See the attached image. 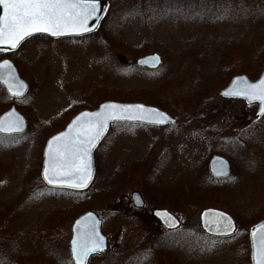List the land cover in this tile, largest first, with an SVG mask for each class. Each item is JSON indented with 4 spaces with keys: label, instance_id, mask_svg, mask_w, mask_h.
Returning <instances> with one entry per match:
<instances>
[{
    "label": "rangeland",
    "instance_id": "obj_1",
    "mask_svg": "<svg viewBox=\"0 0 264 264\" xmlns=\"http://www.w3.org/2000/svg\"><path fill=\"white\" fill-rule=\"evenodd\" d=\"M152 52L159 68L135 65ZM10 57L30 89L14 100L0 86V113L15 103L28 119L24 133L0 135V264H72L70 223L85 202L108 240L87 264H250L249 228L264 219V116L219 91L244 70L255 79L262 66L264 0H109L94 34L37 37ZM130 89L143 97L124 100ZM110 99L161 105L175 122L112 124L94 152L92 186L48 188L40 178L47 137ZM213 154L230 162L222 180L208 172ZM132 191L143 209L131 204ZM157 207L181 226L167 232L151 216ZM209 207L234 218L232 236L204 234L199 213Z\"/></svg>",
    "mask_w": 264,
    "mask_h": 264
},
{
    "label": "water",
    "instance_id": "obj_2",
    "mask_svg": "<svg viewBox=\"0 0 264 264\" xmlns=\"http://www.w3.org/2000/svg\"><path fill=\"white\" fill-rule=\"evenodd\" d=\"M108 0H99L100 4V11L93 16L91 19L88 20L87 26L90 28V31L87 32H74V31H65L63 34L59 36H54L51 34V32H33L31 35L25 37L20 43L17 45L16 48H11L10 46L6 44H0V49L7 48V51H4L8 54L16 52L22 44H24L27 40H29L32 37L35 36H46L51 39H65V38H72V37H83L86 35H90L95 33L99 27L101 22L104 19L105 11L107 7ZM0 15H3V7L0 6ZM158 57L159 59H155ZM4 60L9 61V65L6 67H0V85L4 88L5 92L13 98H22L26 95L29 84L26 80H24L18 72V69L15 65V63L9 58L4 57L0 60V64L3 63ZM162 63V57L157 52H152L146 55H143L141 57H138L135 59V65L137 67H143L147 69H157ZM264 79V69L256 78L255 80H251L246 74H239L233 76L228 84L220 90V94L223 97L227 98H239L244 99L245 101L249 103H257V109H256V115L257 116H263L261 114V107H264V103H262L260 100L257 99H251L250 96L246 95H235V94H225V93H243L250 91V87L252 85H258L259 82ZM22 85V87H20ZM11 87V91L9 90ZM21 91V95H15L14 93L17 90ZM115 105L116 108L111 107H105V106H112ZM127 105H143L144 110L137 111L136 109H130L127 111L122 110L121 106H127ZM152 110V111H150ZM107 112V113H114L116 116H123L125 118L122 119H109L107 128L101 135L100 139L97 141L95 147L91 148L90 156H91V179L88 181L87 186L83 188H73L69 184H49L47 180L44 179V169L49 166V144L50 142H53V137L60 136L61 133H69V126L73 124L74 121H76L77 117H81L82 113H97V112ZM163 113L167 120L164 123H156L155 120L160 119L159 116H157L155 113ZM129 116H137V117H144L143 119H128ZM87 117H81V123L86 124ZM115 122H129V123H140L144 125H151V126H165L168 124H172L175 122L174 118H172L166 111L153 106L144 104L141 102H120L115 100H104L100 102L96 108L94 109H83L80 110L78 113H76L69 122L65 125V127L51 135L45 142L44 148H43V154H42V166L40 171V177L43 180V182L51 187H57V188H65V189H72V190H85L87 189L91 183L93 182L94 176H95V164H94V158L93 154L97 146L100 144V142L103 140L105 135L107 134L109 127L112 123ZM11 129V130H9ZM19 129V130H16ZM27 129V120L23 114L19 112V110L16 108L14 104H12L7 110L2 112L0 114V134L2 135H10V134H20L25 132ZM71 138L75 139L77 136V129L73 128V130L70 133ZM56 144L53 142V148H55ZM208 171L214 178H225L230 174V164L229 161L220 155H212L211 158L208 161ZM131 201L134 206L137 208H141L144 205V201L140 195L139 192L133 191L131 193ZM89 213H91V216H89ZM159 213V214H158ZM223 214V215H222ZM152 215L158 219V221L161 223L163 227H165L168 230L176 229L180 226V221L177 219V217L168 211L166 208H157L154 209L152 212ZM230 222L234 225L235 231H236V222L234 218L226 211L219 209V208H204L199 213V224L202 231L209 235L214 237H228L232 236L235 231L226 230V225ZM100 219L93 211H86L79 216H77L71 223L70 226V232L71 236L69 239V251H70V257L73 261V264H76L75 256L73 254L72 248H73V241L77 240L80 241V238L83 234L89 233L95 229L99 233L100 236L103 237V251L95 252V253H101L104 252L107 249V239L106 236L101 233L100 230ZM264 224V219L256 222L249 228L248 237H249V246H250V262L251 264H256L255 260V245L258 242L259 238V226ZM253 229H257V239L254 240L252 236ZM93 254L90 253L84 261V264H86L87 259L89 256Z\"/></svg>",
    "mask_w": 264,
    "mask_h": 264
},
{
    "label": "snow or ice",
    "instance_id": "obj_3",
    "mask_svg": "<svg viewBox=\"0 0 264 264\" xmlns=\"http://www.w3.org/2000/svg\"><path fill=\"white\" fill-rule=\"evenodd\" d=\"M0 6L3 7V15H0V44H6L11 48H16L20 41L33 32H51L52 35L59 36L65 31H90L87 22L100 11L99 0H0ZM0 51H7V48ZM8 65L9 61L4 60L0 67ZM9 90L11 91V87ZM14 94L21 95V91L18 89ZM225 94L246 95L264 103V79L258 85H252L248 92ZM105 107L116 108L115 105ZM121 108L124 111L133 108L141 112L144 110L143 105H127ZM260 111L264 115V107H261ZM155 114L160 119L154 122H166L167 117L163 113ZM81 117L88 118L86 124L81 123ZM81 117H77L69 126V133H61L60 136L53 137L55 148L53 142L49 144V166L43 173L44 179L49 184H69L73 188L86 187L92 174L91 148L95 147L106 130L109 119L125 118L103 111L82 113ZM127 118L143 119L144 117ZM73 128L77 129L75 139L70 136ZM227 219L229 223L226 225V230L235 231L230 218ZM259 229L254 256L256 264H264V224L260 225ZM252 236L254 240L257 239V229H253ZM72 243L76 264H84L85 258L90 253L103 251V237L94 228L91 232L83 234L79 242L74 240Z\"/></svg>",
    "mask_w": 264,
    "mask_h": 264
},
{
    "label": "trees",
    "instance_id": "obj_4",
    "mask_svg": "<svg viewBox=\"0 0 264 264\" xmlns=\"http://www.w3.org/2000/svg\"><path fill=\"white\" fill-rule=\"evenodd\" d=\"M34 39V38H33ZM2 54H4L3 52H1ZM263 67H264V61H263V63H262V66L258 69V72H257V75H256V77L259 75V73L261 72V70L263 69ZM242 72H244L245 74H247L250 78H253V75L250 73V72H248V71H242ZM255 77V78H256ZM124 96H126V97H124V100H126V99H137V98H142L143 96L142 95H140V94H138L137 92H134L133 90H128V91H126V94H124ZM161 106V105H160ZM159 106V107H160ZM84 108V107H83ZM86 108V107H85ZM160 108H162V107H160ZM122 184V183H121ZM116 187V186H115ZM114 186H111V187H109L107 190H104V192H103V199L104 200H109V199H112V196L114 195V193H115V191H116V188H115ZM63 193L64 192H69V193H71V194H78V193H80V192H73V191H68V190H61ZM78 208V210L75 212L76 214L78 213V212H83V211H85V210H88V209H92V207L87 203V202H85V205H81V206H79V207H77ZM65 210H67V209H65ZM79 214V213H78ZM60 216H61V219L63 220L66 216H63L62 214H60ZM50 248L52 249V250H54L53 248H52V244H51V246H50ZM53 253V252H52ZM51 253V254H52ZM54 254V253H53ZM59 257V256H58Z\"/></svg>",
    "mask_w": 264,
    "mask_h": 264
},
{
    "label": "bare ground",
    "instance_id": "obj_5",
    "mask_svg": "<svg viewBox=\"0 0 264 264\" xmlns=\"http://www.w3.org/2000/svg\"><path fill=\"white\" fill-rule=\"evenodd\" d=\"M18 72H19V70H18ZM19 75H20V73H19ZM80 110H82V109H80ZM80 110H78L77 112H79ZM77 112H76V113H77ZM1 113H2V112H1ZM1 113H0V114H1Z\"/></svg>",
    "mask_w": 264,
    "mask_h": 264
},
{
    "label": "flooded vegetation",
    "instance_id": "obj_6",
    "mask_svg": "<svg viewBox=\"0 0 264 264\" xmlns=\"http://www.w3.org/2000/svg\"><path fill=\"white\" fill-rule=\"evenodd\" d=\"M142 196V195H141ZM142 198H143V196H142ZM143 200H144V198H143ZM54 223H56V221H54Z\"/></svg>",
    "mask_w": 264,
    "mask_h": 264
}]
</instances>
